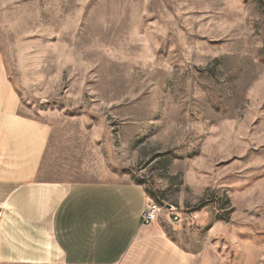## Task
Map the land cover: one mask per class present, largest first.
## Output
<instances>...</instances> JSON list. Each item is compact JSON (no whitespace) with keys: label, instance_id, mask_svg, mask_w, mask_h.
Returning a JSON list of instances; mask_svg holds the SVG:
<instances>
[{"label":"rangeland","instance_id":"obj_1","mask_svg":"<svg viewBox=\"0 0 264 264\" xmlns=\"http://www.w3.org/2000/svg\"><path fill=\"white\" fill-rule=\"evenodd\" d=\"M0 63L51 180L141 182L188 264H264V0H0Z\"/></svg>","mask_w":264,"mask_h":264},{"label":"crops","instance_id":"obj_2","mask_svg":"<svg viewBox=\"0 0 264 264\" xmlns=\"http://www.w3.org/2000/svg\"><path fill=\"white\" fill-rule=\"evenodd\" d=\"M49 136L47 123L19 112L0 63V264H188L142 225L141 182L51 180Z\"/></svg>","mask_w":264,"mask_h":264},{"label":"built area","instance_id":"obj_3","mask_svg":"<svg viewBox=\"0 0 264 264\" xmlns=\"http://www.w3.org/2000/svg\"><path fill=\"white\" fill-rule=\"evenodd\" d=\"M161 212V206L151 197H147L145 209L142 213V225H150L154 221L158 220ZM172 222L180 221L178 214L170 215Z\"/></svg>","mask_w":264,"mask_h":264}]
</instances>
